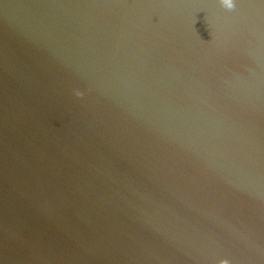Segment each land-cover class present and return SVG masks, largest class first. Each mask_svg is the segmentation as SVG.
<instances>
[{
  "label": "water",
  "instance_id": "1",
  "mask_svg": "<svg viewBox=\"0 0 264 264\" xmlns=\"http://www.w3.org/2000/svg\"><path fill=\"white\" fill-rule=\"evenodd\" d=\"M234 2L0 0V264H264V0Z\"/></svg>",
  "mask_w": 264,
  "mask_h": 264
},
{
  "label": "clouds",
  "instance_id": "2",
  "mask_svg": "<svg viewBox=\"0 0 264 264\" xmlns=\"http://www.w3.org/2000/svg\"><path fill=\"white\" fill-rule=\"evenodd\" d=\"M220 4L222 7L228 9V10H233L235 8V2L234 0H220ZM78 97L82 96L83 93L77 91L75 93ZM219 264H230L229 260L228 259H221L219 261Z\"/></svg>",
  "mask_w": 264,
  "mask_h": 264
}]
</instances>
